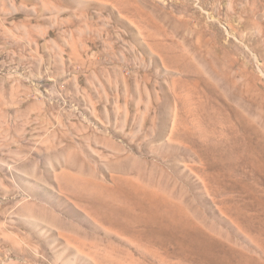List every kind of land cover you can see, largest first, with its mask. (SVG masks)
<instances>
[{
  "label": "rangeland",
  "instance_id": "1",
  "mask_svg": "<svg viewBox=\"0 0 264 264\" xmlns=\"http://www.w3.org/2000/svg\"><path fill=\"white\" fill-rule=\"evenodd\" d=\"M0 264H264V0H0Z\"/></svg>",
  "mask_w": 264,
  "mask_h": 264
}]
</instances>
